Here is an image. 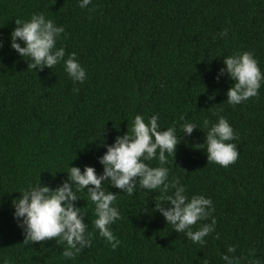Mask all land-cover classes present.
<instances>
[{"label": "trees", "instance_id": "obj_1", "mask_svg": "<svg viewBox=\"0 0 264 264\" xmlns=\"http://www.w3.org/2000/svg\"><path fill=\"white\" fill-rule=\"evenodd\" d=\"M34 13L63 25L56 46L65 58L76 53L84 82L73 83L62 64L27 68L11 48L15 20ZM244 51L264 72V0H91L84 9L79 0H0V264H226L224 254L264 264V82L258 95L230 105L233 81L226 73L215 78L224 56ZM136 115L146 122L157 115L161 129L177 130L174 157L165 154L168 180H178L188 197L211 198L214 210L193 226L214 222L205 242L193 243L154 211L173 188L162 194L137 184L128 195L105 181L121 214L108 226L116 249L94 228V204L83 191L74 203L91 233L88 247L66 259V245L55 238L25 244L11 205L18 191L39 182L54 189L69 165L100 174L104 145ZM220 116L236 136L229 142L238 158L228 167L208 163L203 144ZM185 122L198 128L186 135Z\"/></svg>", "mask_w": 264, "mask_h": 264}, {"label": "clouds", "instance_id": "obj_2", "mask_svg": "<svg viewBox=\"0 0 264 264\" xmlns=\"http://www.w3.org/2000/svg\"><path fill=\"white\" fill-rule=\"evenodd\" d=\"M91 0H79V7L87 8ZM16 27L10 33V46L21 58L27 61V68L32 70L45 67L53 69L62 64L64 72L73 83H82L86 79V71L75 59L76 53L65 58L63 46L57 47V41L65 32L63 25H57L51 19H46L43 13H34L28 20H15ZM227 29L221 37L227 36ZM23 46H22V44ZM224 67L220 68L217 80L227 76L233 81L226 92L227 102L238 105L241 102L258 95L261 83L264 82V72L257 60L248 51L224 56ZM158 116L152 115L147 122L141 115H136L131 128L123 135H117L111 144L104 145L106 151L98 157L102 172L97 174L95 168L85 165L70 166L67 179L54 189L40 182L30 185L26 190L18 191L20 195L12 199L13 218L22 228L25 244L40 242L55 238L56 243L64 242L62 255L73 259L91 243V233H86L84 214L81 207L75 205L79 198L78 191H83L87 199L94 204L95 219L92 224L98 230L99 236L105 238L113 249L120 244L108 227L118 219L120 212L113 202L116 193L105 190V181L122 190V193L132 195L137 188L152 192L160 189L164 195L160 203H155L154 211H158L177 233H182L193 243L203 244L204 238L214 230L212 224H202L193 230L198 221L206 220L214 210L211 198L204 195L185 194V187L178 180H168L169 169L166 167V153L174 157L179 135L174 127L161 129ZM204 125L209 121L206 119ZM198 128L195 123L185 122L180 129L186 135H191ZM236 138L235 133L223 116L218 117L205 133L204 149L207 162L228 167L238 158L235 143L229 142ZM156 160L158 166H149L146 161ZM87 187V191L85 188ZM162 202H168L163 207ZM58 238V239H57ZM235 246H228L227 253H234ZM252 255V252H249ZM226 264H240V257L227 254L222 256ZM252 264H260L253 260Z\"/></svg>", "mask_w": 264, "mask_h": 264}]
</instances>
